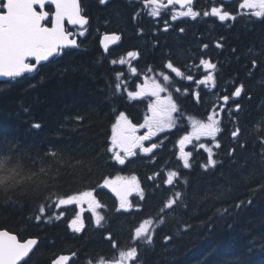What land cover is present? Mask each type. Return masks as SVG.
<instances>
[{
	"label": "trees",
	"instance_id": "obj_1",
	"mask_svg": "<svg viewBox=\"0 0 264 264\" xmlns=\"http://www.w3.org/2000/svg\"><path fill=\"white\" fill-rule=\"evenodd\" d=\"M234 1L227 4L232 11ZM135 5L86 0L92 29L80 48L63 50L32 73L0 80V158L10 156L9 166L18 163L20 173L16 183L0 185V229L20 239L37 238L26 264H49L59 253L72 254L68 264H98L131 247L139 251L134 264H264V16L233 13L234 19H212L204 30L195 23L184 35H146L138 32L144 26L131 11ZM102 30L120 32L115 49L137 46L142 61L192 57L207 43L216 64L212 90L201 91L196 100L191 91L172 94L176 122L145 141V147L157 144L151 153L137 149L123 165L109 151L112 126L124 113L139 129L145 102L128 93L138 73L113 63L111 53L100 48ZM209 109L221 131L215 140L193 138L184 148L191 153L184 167L181 135L194 119L205 121ZM206 148L215 166L204 167ZM170 171L178 173L171 185L165 183ZM133 175L140 191L121 208L104 181ZM89 190L101 205L95 210L104 217L100 225L86 202L55 207L57 195ZM175 193L181 195L165 210L164 223L154 224L151 244L134 242V229L160 216ZM41 205L45 213L36 220ZM77 214L84 223L80 232L70 226Z\"/></svg>",
	"mask_w": 264,
	"mask_h": 264
},
{
	"label": "snow or ice",
	"instance_id": "obj_2",
	"mask_svg": "<svg viewBox=\"0 0 264 264\" xmlns=\"http://www.w3.org/2000/svg\"><path fill=\"white\" fill-rule=\"evenodd\" d=\"M103 4L106 0H100ZM55 5V12L52 14L51 27H48L43 21L49 17V13L44 11L45 5ZM168 5L173 3L188 6L187 11L173 12L172 19H177V16H191L195 18L200 13L196 12L190 5L192 0H167ZM145 4L153 5L151 11L152 16L160 15V7H167V5H161V0H145ZM39 6L40 10H37ZM241 8L257 9L253 14L257 17L264 16V0H243L240 5ZM218 16L221 21L230 18L231 14L224 11L222 7H213L211 13L204 12L203 15ZM234 19V17H231ZM67 19L71 25H85L87 23L86 17L81 15V9L78 0H0V77L12 78L21 77L22 74L32 73L36 71L37 66L42 62L49 61L50 58L61 54L62 50L68 46H77L75 39H70L71 33L66 32L64 27V21ZM167 30V29H165ZM180 31H183L181 29ZM81 35L83 33H80ZM120 40V36L117 34H105L103 38V45L107 51L110 44ZM218 47L221 45L218 43ZM205 48L207 45L204 46ZM129 58H136L139 56L138 52L130 51L127 53ZM29 58H34L35 63L29 62ZM116 61H113L115 63ZM121 64L125 63L124 59L119 61ZM200 64L205 69L209 70L208 74L203 77L198 83L207 84L212 82L214 84V76L212 72L216 69V64L210 60L201 59ZM255 66V61H253ZM199 67V66H198ZM166 68L170 69L177 76H183L184 74L177 67H174L172 62L169 61L166 64ZM131 71L136 73V69L132 68ZM151 71V69H149ZM118 74V78H119ZM164 81H169L170 77L163 72L160 73ZM188 80H192V76H187ZM242 85L236 87L233 95L239 96L242 91ZM119 90L120 84L116 85ZM166 88L158 82L156 79H151L146 76L144 83L139 86V91L129 93V96H144L146 93H150L155 97V101L149 104V111L151 116L145 117V123L140 127H146L148 131L142 135H136L137 126L131 124L128 121L124 113H121L117 118V121L112 126L111 136V148L109 151L113 153V159L119 162L121 165L125 164L126 158L134 157L136 150L139 149L143 153H151L153 149L157 148V144L152 143L149 147L144 146V141H149L152 136H155L157 132L163 131L165 128H171L173 126L172 113L177 112L178 108L175 102L172 100L171 95L161 96L162 92H165ZM179 91V89H177ZM228 96H224L223 100L228 101ZM215 110L212 114L208 115L206 121H193L192 133L183 136L180 141V154L184 161V167H189V156L191 153L185 152V145L192 142L193 137L199 140L201 137H211L215 140L217 133L221 131L219 128L220 121L216 118ZM80 119V117H77ZM39 127V125H35ZM239 129L232 132L233 137H237ZM201 148L206 146L201 144ZM215 147L219 148V143L215 144ZM208 152V161L204 165L205 168L209 166H215L216 161L212 158L213 153L211 148H206ZM55 155V153H52ZM11 157L5 156L0 158V185L9 187L17 182V177L20 175L18 168L19 164L9 166L11 163ZM43 171V170H42ZM178 175L175 171H170L167 175L165 183L171 185L173 179ZM151 179V178H150ZM104 185L110 187L113 192L120 198V207L126 208L130 205L127 201V196L130 192L140 191L139 184L136 176L121 177L117 176L114 179H105ZM51 195V194H50ZM143 193L141 192V196ZM181 194L175 193L173 198L167 200L163 208L160 209L161 215L155 219H144L138 227L134 229V235L132 237L134 242H147L151 244L154 234V224H163L164 215H166V209H172L176 204L177 198ZM89 205L90 210L96 216V224L100 225L104 219L103 216L96 213V208L101 207L99 202L95 199L93 191H82L71 195H57L55 207L68 205H82L84 203ZM41 215L35 217L36 220H40L41 216L45 213V206L39 207ZM60 215H63L61 213ZM59 218V217H57ZM51 219V217H49ZM71 228L75 232H80L84 223L79 214L71 220ZM111 240V236H109ZM170 239V237H165ZM37 244L35 239H28L23 242L17 238L16 235L0 230V264H20V262L26 261L24 258L28 257L33 247ZM113 247H116V242L112 241ZM139 257V251L137 247H131L126 250H119L117 258L101 259L98 264H134ZM68 257L61 256L53 262V264H63L67 261ZM91 264V262H90Z\"/></svg>",
	"mask_w": 264,
	"mask_h": 264
},
{
	"label": "flooded vegetation",
	"instance_id": "obj_3",
	"mask_svg": "<svg viewBox=\"0 0 264 264\" xmlns=\"http://www.w3.org/2000/svg\"><path fill=\"white\" fill-rule=\"evenodd\" d=\"M85 1L86 0H82L83 2V8L86 9L85 7ZM94 1V0H92ZM99 4L103 5L100 0ZM110 1V0H106ZM124 2H128V0H122ZM165 1V0H164ZM215 0H198L197 1V5H194L191 7L198 13H200L198 16H196L195 18L191 17V16H177V19L173 20L172 14L173 12H179V11H187V7H169V8H164V10L160 11V15L159 16H152L150 13L153 9V5L145 4V0H136V5L135 8L132 11L133 14L136 13L135 19H139L142 22V25L144 26L143 29L141 27H138V32L139 33H145L146 31V35L153 34V35H164V34H169V33H173L176 32L177 34L180 35H184L185 33H189L192 30V26H194V24L196 23L197 25L201 26V30L206 29V27H208V22H210L212 19H214L216 22H221V20L219 19L218 16H213V15H208L205 16L203 15L204 12H209L211 13V9L213 7H222V9L224 11H227L231 14V12L227 9V7L222 3V1L219 0V2L215 3L214 6H212V2H214ZM196 4V3H195ZM162 9V8H161ZM46 10H47V6H46ZM239 10V6L236 5V11ZM163 12V13H162ZM52 13V12H51ZM162 13V14H161ZM88 17V16H87ZM89 19V17H88ZM47 24H50V20L47 22ZM92 28L90 27H85L83 29L78 28V27H70L68 24H66V30L67 31H72L73 33H75V35H77L79 37V41H82L91 31ZM167 29V30H165ZM181 29H183V31H180ZM156 31H159V33H157ZM95 32V30H94ZM109 32H117V31H113V30H102L100 31L99 35H98V43H101V35L103 33H109ZM80 33H83L82 35ZM120 35V40L113 45H110L108 47V51L111 53L112 55V59H114L115 61H120L121 59H124L125 62H127L128 64H132V68H135L137 70L138 65H140V71H141V78H142V83H144L145 77L147 76L149 78V82L151 81V79H155L156 77H162L160 75V73H164L166 75H168L171 79H178L180 77L183 78H187V76H192L194 75L195 71H198V75H200L201 79H203L204 75L208 74L207 69L204 68L203 65L200 64L201 59L204 60H211V47L208 46L207 43H203L201 45V47L199 48V52H197V54L193 55L192 57H187L184 59H180L179 57H177L175 54H173L172 56H167L163 59V61L161 63H156L154 60H149V61H142L141 59V50L139 48H137V46H130V47H126V48H120V49H115L117 46L120 45L121 41H122V35L120 32H117ZM162 37V36H161ZM161 40H165L163 38H161ZM207 45V47L205 48L204 46ZM133 51V52H138L139 56L136 58H129L127 56V53ZM114 52V53H113ZM194 52V50H193ZM171 61L174 67H177L181 70V72L184 74L183 76H177L174 72H172L170 69L166 68V64ZM199 66V67H198ZM149 69H151V71H149ZM205 73V74H204ZM168 88H166L167 91ZM177 89L182 90V91H191L193 93V89L190 87H184L182 89L178 88H173V89H169L170 91H174ZM165 91V92H166ZM175 91V92H176ZM163 93V92H162ZM148 95V99H145L146 102V106L148 107V103L149 101L154 102L155 101V97L151 96L150 93H146Z\"/></svg>",
	"mask_w": 264,
	"mask_h": 264
},
{
	"label": "water",
	"instance_id": "obj_4",
	"mask_svg": "<svg viewBox=\"0 0 264 264\" xmlns=\"http://www.w3.org/2000/svg\"><path fill=\"white\" fill-rule=\"evenodd\" d=\"M174 4V3H173ZM175 4H177V3H175ZM161 5H167V7L168 6H170V5H168V3L166 2V3H164V4H161ZM172 5V4H171ZM177 5H180V4H177ZM54 6V8H55V5H53ZM161 7H163V6H161ZM37 10H40L39 9V6H37ZM65 21H67V19H65ZM64 21V22H65ZM68 22V21H67ZM71 25V24H70ZM73 26V25H72ZM79 26H81V25H79ZM84 26V25H83ZM105 36V35H104ZM104 36L102 37V41H103V38H104ZM102 45H103V43H102ZM103 47H104V45H103ZM29 59H34V58H29ZM35 61V60H34ZM42 62H44V61H42ZM41 62V63H42ZM4 79H8V78H6V77H0V80H4ZM3 231H6V230H3ZM11 233V232H10ZM13 234V233H12ZM15 235V234H14ZM18 238V237H17ZM28 239H35L36 241H37V238H27V239H25V240H28ZM25 240H21V242H23V241H25ZM36 246V245H35ZM35 246L33 247V249L35 248ZM33 251V250H32ZM31 251V252H32ZM30 252V253H31ZM30 255V254H29ZM61 256H66V257H68V260L67 261H64L63 262V264H68L69 263V261H70V259H71V255H69V254H59V255H57L51 262H50V264H53V262L55 261V260H57L59 257H61ZM27 258V257H26ZM26 258H24V260L26 259ZM23 262V261H22ZM21 263V262H20Z\"/></svg>",
	"mask_w": 264,
	"mask_h": 264
},
{
	"label": "rangeland",
	"instance_id": "obj_5",
	"mask_svg": "<svg viewBox=\"0 0 264 264\" xmlns=\"http://www.w3.org/2000/svg\"><path fill=\"white\" fill-rule=\"evenodd\" d=\"M243 3V0H240V3L238 4L239 5V7H240V5ZM241 8V7H240ZM241 9H243V10H247L248 8H241ZM216 70V69H215ZM216 71H214V73H215ZM139 91V90H138ZM187 135V134H186ZM115 193V192H114ZM131 194H132V192H130L129 194H128V196H127V201H128V198L131 196Z\"/></svg>",
	"mask_w": 264,
	"mask_h": 264
}]
</instances>
